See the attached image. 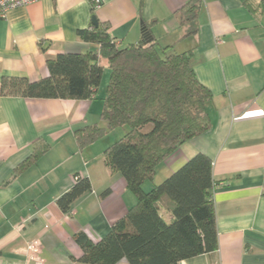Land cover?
Wrapping results in <instances>:
<instances>
[{"label":"crops","instance_id":"crops-1","mask_svg":"<svg viewBox=\"0 0 264 264\" xmlns=\"http://www.w3.org/2000/svg\"><path fill=\"white\" fill-rule=\"evenodd\" d=\"M188 1L102 0L94 8L91 0H38L0 18V264H24L27 241L36 237L46 264H89L79 260L83 250L75 233L97 241L137 202L122 174L105 163L111 131L83 149L76 140L78 128L106 127L100 117L106 95L1 93L4 76L37 80L48 75L47 57L96 49L77 35L92 26L94 15L120 47L142 41L146 23L161 47L191 50L196 75L213 94L211 128L182 144L154 178H167L199 152L213 163L218 248L180 264H264V0H202L199 31L184 37L177 11ZM38 139L49 150L14 175ZM76 175L88 177L92 189L66 213L57 200ZM153 182H145L146 189ZM161 214L172 217L164 209ZM116 264L130 263L123 258Z\"/></svg>","mask_w":264,"mask_h":264},{"label":"trees","instance_id":"trees-1","mask_svg":"<svg viewBox=\"0 0 264 264\" xmlns=\"http://www.w3.org/2000/svg\"><path fill=\"white\" fill-rule=\"evenodd\" d=\"M201 2L190 0L177 11L184 37L199 31ZM142 32V41L120 47L105 22L80 28L77 35L96 44V49L47 57L48 75L40 79L4 76L1 81L4 96L90 99L101 84L104 65L110 68L100 115L106 127L85 125L76 129L75 136L83 149L117 127H128L105 148L104 158L112 171L122 174L137 202L101 239L94 241L84 231L75 233L83 250L79 260L89 264H116L123 258L130 264H180L216 250L219 244L213 201L217 182L209 156L199 152L161 183L153 182L163 161L211 128L208 106L213 94L198 79L191 50L161 47L146 23ZM49 147L44 139L35 141L14 175L33 165ZM76 176L57 200L66 213L92 189L88 177ZM148 180L153 185L146 189ZM163 209L172 214L170 220L161 214Z\"/></svg>","mask_w":264,"mask_h":264},{"label":"built area","instance_id":"built-area-1","mask_svg":"<svg viewBox=\"0 0 264 264\" xmlns=\"http://www.w3.org/2000/svg\"><path fill=\"white\" fill-rule=\"evenodd\" d=\"M38 0H0V18L5 19L9 13L20 7L25 6L31 3H34ZM93 7L98 8L102 4V0H91ZM78 179V176H75V181ZM22 227L20 224L18 228ZM43 243L42 240L38 237L29 239L24 248L25 260L24 264H46L45 259L42 257Z\"/></svg>","mask_w":264,"mask_h":264},{"label":"rangeland","instance_id":"rangeland-1","mask_svg":"<svg viewBox=\"0 0 264 264\" xmlns=\"http://www.w3.org/2000/svg\"><path fill=\"white\" fill-rule=\"evenodd\" d=\"M109 79H110V68L106 64V65H104L102 81H101V84L99 86V90L97 91V95H99V97H98L99 99H101V97H100L101 95H106V88H107V85L109 83ZM127 130H128L127 126L117 127L113 131L110 132L109 139L113 140L111 142H114L115 140H118L119 138H121ZM163 180L164 179H160V175H157V178L154 182H155V184H159ZM150 183H151V180L146 181V184H150ZM144 188H146V186H144Z\"/></svg>","mask_w":264,"mask_h":264},{"label":"water","instance_id":"water-1","mask_svg":"<svg viewBox=\"0 0 264 264\" xmlns=\"http://www.w3.org/2000/svg\"><path fill=\"white\" fill-rule=\"evenodd\" d=\"M92 24L97 26L99 24V21L97 19V17L94 15L93 18H92Z\"/></svg>","mask_w":264,"mask_h":264}]
</instances>
